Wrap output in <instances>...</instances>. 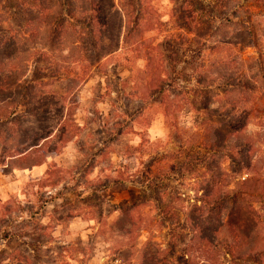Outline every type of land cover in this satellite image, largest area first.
<instances>
[{
    "label": "rangeland",
    "instance_id": "374dc122",
    "mask_svg": "<svg viewBox=\"0 0 264 264\" xmlns=\"http://www.w3.org/2000/svg\"><path fill=\"white\" fill-rule=\"evenodd\" d=\"M39 1L50 7L44 14L51 16L62 5L65 10L68 3H80ZM109 1L99 0L93 7L96 22L106 18L108 22L100 30L95 27L94 35L100 39L96 45L88 28L80 25L76 29H82L83 36L69 31L56 43L51 37L38 40L36 34L14 37L26 13L36 19V0H0L3 74L12 83L21 81L6 93L3 110L8 119L13 120L10 112L17 111L22 120L18 126L6 121L0 127V243L7 245L0 249V263L8 252L3 264H139L134 259L136 250H153L154 245L163 258L161 264H177L171 253L178 255L192 237L186 216L193 205H200V182L219 167L228 172V153L194 170L181 167L186 152L179 147L180 140L197 138L204 128L208 134V126L225 125L224 108L211 111L220 103L222 82L211 87L197 83L202 63L208 66L214 56L209 50L213 38L196 43L199 40L191 39L192 34L177 29L184 0L152 1L161 23L143 38L153 39L161 49L169 45L166 53L172 54L175 64L172 73L166 70L167 62L156 67L157 72L166 71L161 77L169 83L163 102L176 105L164 123L158 96L145 92L140 99L134 93V81L148 79L139 73L145 60L142 49L134 50L136 34L122 42L121 19L110 11ZM114 1H127L132 8L137 3ZM33 25L36 28V22ZM258 32L256 49L245 47L247 41L238 32L235 51L252 58L263 53L264 58V18ZM10 37L15 41L6 44ZM203 92L208 93L207 99ZM55 97L63 98V107ZM36 111L44 117L39 123L30 116ZM62 120V140L73 137L66 143L47 140L37 149L36 133L44 135ZM149 122L151 129H147ZM256 128L249 124L248 131ZM51 149L60 151L47 155ZM45 156L48 166L36 175V165L30 166ZM133 205L138 207L131 226L128 211ZM256 207L262 221L259 234L264 238V206ZM212 255L220 264H264L257 253L238 259L224 252ZM203 258L207 259L203 262ZM193 261L212 263L203 255Z\"/></svg>",
    "mask_w": 264,
    "mask_h": 264
},
{
    "label": "trees",
    "instance_id": "16d2710c",
    "mask_svg": "<svg viewBox=\"0 0 264 264\" xmlns=\"http://www.w3.org/2000/svg\"><path fill=\"white\" fill-rule=\"evenodd\" d=\"M73 1L80 3L76 5L68 3L65 5V10L61 3L60 10L51 16L44 14L45 11L50 10V7L36 0V19L29 18L25 12L24 24L19 26L12 36L33 37L36 34L38 40L51 37V42L56 43L69 31H75V34L83 36V30L76 29V26L80 25L85 29L88 28L89 35L98 45L100 39L97 38L98 35H94V32L98 31L95 27H99L100 30L108 24L107 18L106 20L102 19V22H96L97 16L93 7L99 0ZM152 1L136 0V6L132 8L127 1L118 4L116 1L110 0L109 8L111 10H109L116 12L121 19L119 28L122 42L129 41L130 35L136 34L132 43L134 50L142 49L141 58L145 60V63L139 73L148 79L146 81L144 79L135 80L134 93L140 94L137 96L140 99L144 96L141 93L145 92H148L150 97L158 96L156 101H159L158 106L162 110L164 123H166L167 113L169 114V110L174 109L176 105L163 102V93L169 83L163 82L161 77L166 74V71L157 72L156 67L160 63L167 62L166 70L172 73L175 71V64L171 57L172 54L166 53L169 45L166 44L164 49H161L159 43H154L153 39L143 38L146 31L155 29L161 23L158 14L151 6ZM86 2H88L89 8H87ZM182 3L177 15L179 22L176 20L175 24L177 29L184 30L186 34H192L191 39L199 40L196 43L206 42L209 38H213V44L210 45L209 50L214 52V56L210 59L208 66L204 67L205 63H202L203 68L199 69L197 83L211 87L216 82L218 84L222 82L224 91L220 103L211 111L217 112L224 108L226 119L223 127H206L210 131L208 134L205 133L204 128L202 134H199L197 138L192 137L191 139L190 137V141L180 140L179 147L186 152L181 167L186 170H194L199 165L204 166L205 162L210 159L215 161L219 155L224 153H228L230 164L228 172H222L219 167L217 168L219 171H212L200 182L199 190L202 192L198 199L200 205H193L186 216V221L193 232L192 237L183 251L178 255L171 254L176 258L177 264H193L194 257L202 255L210 258L211 264H220L212 252L218 254L224 252L237 259L257 253V256L264 259V238L259 234V224L262 221L258 219L256 207V204L264 206V58L263 53L252 58L250 55L243 57L241 53L235 51L237 38H239L238 32L241 33L244 41H247L245 47L257 48L260 38L258 30L264 18V0H184ZM173 10H171V17L174 19L176 14ZM34 22H36V28L33 25ZM41 28H43V34ZM234 28L238 32H233ZM8 41L15 40L10 37L6 39V44ZM118 46L119 41L117 48ZM117 48L111 52H115ZM111 52L101 55L99 59H103ZM2 57L1 53L0 127L6 121L18 126V123L21 125L22 120L20 121L19 116H16L17 111L10 112L14 116L13 120L8 119L3 110V104L8 99L6 93L19 87L21 81L17 78L12 83L10 77L3 74L6 63L1 60ZM202 94L204 98L208 95L207 92ZM176 96H172L170 101H173ZM55 99H58L59 101L55 102H59V106L61 104L63 107V98L55 97ZM38 103L40 106V102ZM63 109H60V112H63ZM32 115L34 118L36 117V123L44 118L37 111L36 114L30 116ZM62 122L63 120L58 123L56 128L53 127L45 131L44 135L36 133V138L39 137L36 141L37 149L47 140L58 139L66 143L73 137L70 136L62 140L65 134L59 133ZM249 124L255 125L257 128L248 131ZM59 151L60 149H51V153L48 152L47 155H56ZM47 158L49 157L38 159L30 167L46 162ZM137 207L138 205H133L128 211L131 226L134 221L132 214ZM261 246L262 248L259 249ZM153 247V250L150 248L137 249L134 259L139 264H161L163 258H159L156 246L153 245ZM185 249L190 250V255L186 254ZM256 249H258L257 252ZM205 259L207 258H203L202 261L204 262Z\"/></svg>",
    "mask_w": 264,
    "mask_h": 264
},
{
    "label": "crops",
    "instance_id": "0c3cea01",
    "mask_svg": "<svg viewBox=\"0 0 264 264\" xmlns=\"http://www.w3.org/2000/svg\"><path fill=\"white\" fill-rule=\"evenodd\" d=\"M152 125H153V124H152ZM152 125L149 124V126L147 127V129H149V127H150V129H151ZM155 128H158V125H157ZM47 166H48L47 162H44V163H42V164H38V165H36V168H35V170H36V175H37V174H38V175H39V174H42L43 171L45 170V168H47ZM33 170H34V168H33ZM3 246H4L5 248H7V245H6V244H3V242H1V243H0V249H2ZM8 259H9V254H8V252H6L5 258H4V260L1 259V263H0V264H3V262H7Z\"/></svg>",
    "mask_w": 264,
    "mask_h": 264
}]
</instances>
